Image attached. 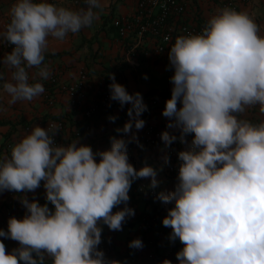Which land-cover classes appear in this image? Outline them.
Returning a JSON list of instances; mask_svg holds the SVG:
<instances>
[{"label":"clouds","instance_id":"clouds-1","mask_svg":"<svg viewBox=\"0 0 264 264\" xmlns=\"http://www.w3.org/2000/svg\"><path fill=\"white\" fill-rule=\"evenodd\" d=\"M84 3L86 7L79 9L48 0L11 4L9 23L0 31V40L13 46L2 59L7 75L0 71L8 105L30 102L44 93L42 83L30 82L29 70L36 68L41 81L49 79L51 68L44 63L49 38L63 41L99 19L102 0ZM169 61L173 87L162 115L173 131H163L161 140L164 149L177 140L186 149L178 152L175 190L160 192L157 198L174 203L162 224L172 229L170 241L179 239L183 245L177 260L264 264V120L245 117L255 106L264 114L261 28L247 10L221 8L199 34L176 37ZM109 78L110 99L121 108L131 105L129 120L117 129L130 133L127 140L112 137L110 149L97 152L78 139L57 145L54 137L61 126L51 123L47 129L34 126L12 145L10 155L0 157V192H34L41 182L46 190L45 204L22 198L24 217L10 218L8 230L0 229V237L19 243L8 252L0 241V264H45L46 258L51 264H120L98 249L101 225L121 231L126 219L135 215L128 207L132 183L151 178L150 187L156 188L158 181L156 170L135 169L127 153V145L138 142L132 129L144 127L140 117L147 105L139 92L129 94L117 83L114 74ZM162 160L169 164L167 154ZM121 204L124 207L114 212ZM129 247L144 245L136 238ZM162 264L172 262L164 259Z\"/></svg>","mask_w":264,"mask_h":264},{"label":"crops","instance_id":"crops-1","mask_svg":"<svg viewBox=\"0 0 264 264\" xmlns=\"http://www.w3.org/2000/svg\"><path fill=\"white\" fill-rule=\"evenodd\" d=\"M138 0H102L104 9L100 13L98 20L93 22L91 28H84L78 34L69 33L65 40L59 41L49 38V51L45 53L44 63L51 68L52 74L58 75L63 82H73L77 72L84 69L88 75L87 100L86 103L98 102L100 92L105 80L110 79L109 74H114L116 82L125 86L129 94L139 92L143 97V102L149 106V111L143 113L140 119L145 121L142 129L133 127L138 138V142L129 143L127 153L129 160L136 165L139 170L144 166H150L157 171L156 179L158 185L156 196L148 198L136 190L132 185L129 191L130 200L128 207L135 210L134 217L127 218L122 225L121 231H107L105 237V247L102 250L109 260H118L120 264H162L164 259H168L172 264H179L176 253L183 245L179 241L175 247L170 245V233L172 229L162 224L163 218L167 215L168 209L174 207V203L165 204L157 197L160 192L169 193L175 190L177 180L167 176L164 171L165 164L162 157L167 154L163 141L160 139L156 147H147L142 143L141 135L145 126L150 124L161 131H173L167 129L168 118L162 115L166 101L171 98L173 84L171 77L174 70L169 61L170 47L160 56H151L144 60L139 67H134L132 62L124 57L122 42L116 34L112 25V20L117 17H130L135 13ZM186 4V14L180 19L188 25H202L206 23L210 16L215 14L227 1L236 3V10H247L255 18L261 28V35H264V0H249L242 3L241 0H183ZM15 0H0V31H3L9 20V9ZM50 3L58 5L74 6L70 0H56ZM176 39V38H175ZM4 43L0 40V66L3 71H7L2 64L3 57L7 54ZM38 70H29L30 82H40L43 84L44 93L32 101H19L15 105H8L10 97L2 91V81H0V157L10 155L6 150L7 143H16L22 138V127L24 125L38 126L51 119H62L65 129L60 135V144L67 146L68 143L78 139L80 144L89 145L94 152L108 150L111 147V138L119 139L120 132L128 121L127 115L130 104H125L121 108L119 102L99 110L87 122L83 116V108L69 105L66 96L53 91L47 80L41 81L37 75ZM51 74V75H52ZM50 92L54 97L52 105L47 104L44 95ZM151 101L156 102L151 105ZM179 106V105H178ZM110 116H115L114 122L109 120ZM245 117L252 122L264 120V114L259 112V106L247 110ZM89 125L90 129L85 130ZM179 135V133H175ZM130 133L128 134L129 137ZM192 135L186 139L191 142ZM181 148L186 145L177 140L173 143ZM99 161V157H96ZM151 184V178H139ZM7 191L0 192V227L8 230V220L12 217L22 219L26 214V209L21 204V199L26 197L29 201L37 200L41 205L46 203V190L41 186L34 192H20L12 205L6 204ZM49 208L54 210L50 203ZM123 204L114 208L113 211L120 210ZM143 215H156L157 223L153 230L147 231L140 228V218ZM139 238L144 247L142 249H132L129 247L130 241ZM6 246V251L11 252L19 247L17 241L0 237ZM45 264H51L46 258Z\"/></svg>","mask_w":264,"mask_h":264},{"label":"built area","instance_id":"built-area-1","mask_svg":"<svg viewBox=\"0 0 264 264\" xmlns=\"http://www.w3.org/2000/svg\"><path fill=\"white\" fill-rule=\"evenodd\" d=\"M56 1V0H51ZM74 6L80 8L86 7L84 0H70ZM249 0H241L242 3H247ZM224 7H232L236 9V3L234 1H227L224 3ZM186 14V4L183 0H138L135 13L130 17H117L112 20V25L116 30V34L122 42L124 57L132 62L134 67H139L144 60L151 56H160L163 54L175 38L179 35H187L189 33L199 34L205 26L202 25H188L181 22V18ZM9 23V20H8ZM168 37L169 39H165ZM12 45L4 43V49L7 53L12 50ZM0 71L3 68L0 66ZM30 76V73H29ZM47 83L53 91L62 93L66 96L68 103L72 107L84 106L82 112L87 122L101 109H106L113 104V100L110 99L109 85L112 83L111 79L105 80L100 92V98L98 102L87 104V84L88 75L84 69H80L77 72L76 79L73 82H63L58 75L52 74ZM44 98L47 104L52 105L54 102L53 95L46 91ZM156 102L151 101V105H155ZM149 106L147 105V113ZM129 120V119H128ZM55 123L61 126V130L54 137L57 145L60 144V135L65 129L64 121L62 119H51L46 121L42 125H38L47 129L49 124ZM34 126L24 125L22 127V137L28 134ZM90 126H85V130L88 131ZM119 138L125 140L128 139V134L120 132ZM161 139V131L156 127L148 124L142 131L141 140L147 147H156ZM12 143H7L6 150L11 149ZM129 144L127 145V148ZM172 144L168 150L169 164L164 168L167 176H170L178 181V170L180 161L178 159V152L185 150ZM129 162L136 169V165L129 160ZM132 185L136 186L138 193L146 195L148 198H154L156 196V189L150 187V183L140 181L136 179ZM20 192L7 191L6 204L12 205L17 195ZM157 223L156 215H143L140 218V228L150 231L153 230ZM102 242L98 246L99 250H103L105 247V237L108 231L107 225H101ZM4 231L5 228L0 227ZM4 238V237H3ZM179 242L177 239L175 242L170 241V245L175 247Z\"/></svg>","mask_w":264,"mask_h":264}]
</instances>
